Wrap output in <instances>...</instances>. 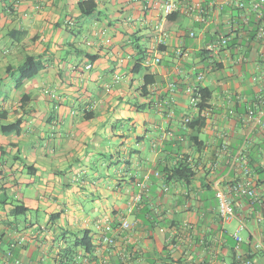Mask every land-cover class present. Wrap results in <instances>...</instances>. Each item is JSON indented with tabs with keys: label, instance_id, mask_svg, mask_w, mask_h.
<instances>
[{
	"label": "crops",
	"instance_id": "crops-1",
	"mask_svg": "<svg viewBox=\"0 0 264 264\" xmlns=\"http://www.w3.org/2000/svg\"><path fill=\"white\" fill-rule=\"evenodd\" d=\"M15 1L0 0V264H264L255 0H176L169 28L167 0H94L89 16L81 0ZM160 37L161 62L145 66ZM27 55L44 67L17 87ZM184 158L188 179L172 172ZM247 179L257 197L231 192L236 216L224 221L218 188Z\"/></svg>",
	"mask_w": 264,
	"mask_h": 264
},
{
	"label": "built area",
	"instance_id": "built-area-1",
	"mask_svg": "<svg viewBox=\"0 0 264 264\" xmlns=\"http://www.w3.org/2000/svg\"><path fill=\"white\" fill-rule=\"evenodd\" d=\"M19 0H16L15 3H17ZM238 6L241 8H245L246 4L245 2L241 1L238 3ZM179 6L176 0H167L165 5H164V13L166 15L172 13L173 11L178 10ZM252 9L254 10H259V12H261V14L264 15V0H255L252 2ZM158 29L159 31L163 32V24H159L158 25ZM194 33L191 32V35H193ZM257 38L261 39L264 37V26H261L258 31H257ZM227 43V38L226 37H222L216 44L212 45L211 50H215L217 51L220 46H223ZM164 44V38L160 37V39L158 38V42L151 48V54H149L146 59L144 60V65L145 66H152L154 64L160 63L162 60V53L163 51L160 49V46ZM179 54L181 56L184 57H188L189 56V52L183 49H179ZM212 66L216 67L217 66V61H213L212 62ZM93 67L92 63H87L85 68L86 70H90ZM199 79H203L204 78V74L200 73L198 76ZM196 101H195V106L197 107L198 105V101L199 98L198 96L195 97ZM261 103H264V99L263 98H258L256 105H261ZM198 108V107H197ZM206 111V110H205ZM248 115L250 117H252L253 119H255L258 122H261L259 116L256 114V108H249L247 111ZM192 121V117L187 116L184 119V126L187 127L188 124H190ZM264 125V124H263ZM231 192H234L235 194H241V195H247L250 196L252 199L256 198L258 195V191L255 188V184L252 182V180L247 179L245 181H237L235 183H233L230 187H229V192H225L223 189L218 188L217 190V195L219 198V213L221 218L224 221H231L232 219L235 218L236 216V212H235V208L233 205V200H232V195ZM137 199H140V195H138L136 197ZM125 227H128L129 224L127 222H124L123 224ZM244 228V224H240L235 233H234V239L236 241V246H235V250H240V245L243 242V237L241 235V231ZM106 241L110 242V243H114V239L113 238H108L106 237ZM261 244H257L256 247H260ZM239 261L241 264H252V260L250 257H242L239 256Z\"/></svg>",
	"mask_w": 264,
	"mask_h": 264
},
{
	"label": "trees",
	"instance_id": "trees-1",
	"mask_svg": "<svg viewBox=\"0 0 264 264\" xmlns=\"http://www.w3.org/2000/svg\"><path fill=\"white\" fill-rule=\"evenodd\" d=\"M81 12L85 16L93 14L96 10V3L94 0H81L79 2ZM182 17L177 11H173L168 14L164 23V27L169 28L173 23L177 22L179 18ZM44 67V63L41 57H36L33 55H27L22 64L16 70V86L21 87L27 80L34 78L40 70ZM145 85L152 82V78L148 75L145 77ZM211 91L208 87H201L198 89L196 96H198V109L200 111L208 110L210 107ZM3 131L7 130V127L2 126ZM175 176L179 178H190L194 175L193 169L189 166L187 158L181 160V162L176 166L173 171Z\"/></svg>",
	"mask_w": 264,
	"mask_h": 264
}]
</instances>
